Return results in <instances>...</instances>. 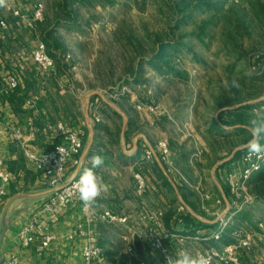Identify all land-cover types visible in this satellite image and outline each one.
I'll use <instances>...</instances> for the list:
<instances>
[{"label": "crops", "instance_id": "crops-1", "mask_svg": "<svg viewBox=\"0 0 264 264\" xmlns=\"http://www.w3.org/2000/svg\"><path fill=\"white\" fill-rule=\"evenodd\" d=\"M1 8L3 9V7ZM2 9V16L13 21L10 10ZM47 28L44 32L42 31L40 38H43L44 33L48 30ZM38 38L39 35L34 37L28 30L16 27L11 28L8 33L0 32V109L3 119L11 124L22 126L27 131L30 138L29 145L35 152H43L62 140L59 133L48 128L49 123L63 120L68 128H84L86 132L84 147L78 156L81 166L78 168L70 162L68 175H80L84 168L91 167L93 156L98 155L103 158V164L95 171L108 185V190L102 197L98 198L95 204L99 212L109 210L118 216L127 217L128 223H135L140 211L158 207V196L163 202V207L160 206L159 208L165 211L164 222L168 229L191 232L192 227H198L200 226L198 224L202 223L205 227L200 226L201 240L207 245H212L215 240L211 237V234L217 229L215 224L218 218L236 211L229 210L230 200L228 197L229 191L227 190L229 186L223 176V171L226 174V171L237 170L242 152L237 153L243 151L244 148V146L236 147L232 151L223 148L224 150L221 151L222 147L218 148L220 142L215 139L221 136L231 137L232 135L229 134L231 130H235L241 135L243 131H247L246 124L227 125L219 123L218 119H216L214 129L212 126L210 127V124H201L202 135L195 132L196 129L193 128L195 130L193 131L195 134V144L193 145V139L188 137L185 132L177 134L179 138L174 137L173 131L176 129L174 119H159L157 128H155L161 135L160 137L170 139L171 157L184 172L188 180V182H185L177 173L168 169V165L160 157V152L155 148L156 143L153 144V140L148 139L145 134H142L144 143L142 147H139L137 133L131 136L128 128L130 122L134 119L129 108L112 106L104 100V96L98 90L91 89L83 94L82 92L76 94L79 91L77 85L82 82V74L75 68L77 66L75 58L65 57L64 44L63 47L53 50L56 54L53 57L56 60L57 73L53 77L45 79V82L44 78H37L35 72L31 69L22 68L19 65V61L23 60L20 48L27 45L33 48ZM59 39L61 42L60 37ZM12 69L22 71L19 86L16 90H9L6 78H4L6 73ZM191 80L192 78L182 80L179 78H161V82H165L169 87L175 84H189ZM135 85L141 84L136 83ZM67 90L75 97L81 98V100L85 98L86 107L82 113L83 117H81L77 108L68 106L66 99H64ZM15 91L16 94H14ZM37 91L41 93V99L35 106H27L24 103L25 98ZM159 91L160 95L166 94V90L160 88ZM20 95H22L23 100L17 99ZM98 98H102L107 104V106L99 108L101 113L95 108L93 109ZM261 99H258L259 102ZM258 100H254L255 103ZM243 104H239V111H245L241 109L245 106ZM168 105L178 122L188 124L192 120L190 118L192 107L183 106L185 108L183 113L181 110L177 111L176 106ZM136 111L139 113L138 110ZM233 112H237V110L229 112V116L227 114L225 116L231 118ZM249 112L253 114L252 111L249 110ZM184 114L186 117H184ZM181 115L183 116L181 117ZM103 116H106V118ZM97 117L100 120H97ZM30 120L34 122L32 130L29 128ZM215 129L222 135H218ZM204 131H208L213 135L206 138ZM200 145L205 149L203 158L193 159L196 148ZM194 146L195 150H192ZM148 149L153 150L150 157L145 154ZM226 155H229V157L226 158ZM1 169L11 172L12 178L6 185L7 195L5 197L0 196V263L11 253L18 252L21 257L20 264H83L82 248L84 239L78 236L75 238L69 237L76 224L83 218L81 202H75L54 217L44 211L43 204L52 194L53 188L44 179L36 166L28 160L22 148L8 133L0 140ZM139 172L145 176L146 180V187L142 193L139 192L138 181L135 176ZM206 190L210 193L206 203L208 209L216 210V207L224 206L221 215L213 220L200 217L195 209L182 199L183 194L187 196L188 193L195 192L203 195L206 194L203 193ZM170 196H177L179 202L181 201L186 205L193 218L190 224L187 223L185 218L179 216L178 207L177 209L172 208L175 206L172 201L177 203L178 200H171ZM252 204L263 207L264 199H254ZM201 208L203 209V206ZM235 214L236 212H234ZM32 216L50 222L52 230L58 235V238L41 255L36 253L35 244L28 249H22L18 245V232ZM252 220L262 230L261 232L258 231L263 234L262 236L256 237V233L254 234L255 240L258 238L260 241L259 244L262 246L261 255L263 256L264 227L259 226V223L264 222V214L254 215ZM95 227L99 235V242L103 243L104 249L118 243L125 251L122 235L129 231L125 223L118 220L98 219ZM254 231L257 230L246 232ZM130 257L136 258L140 264L142 262L144 264H157V255L140 241L137 242V252L131 254ZM108 261L105 260L104 264H107ZM110 263L117 264L111 261Z\"/></svg>", "mask_w": 264, "mask_h": 264}, {"label": "rangeland", "instance_id": "rangeland-1", "mask_svg": "<svg viewBox=\"0 0 264 264\" xmlns=\"http://www.w3.org/2000/svg\"><path fill=\"white\" fill-rule=\"evenodd\" d=\"M17 1L7 0V6L1 9L11 10L10 7ZM39 1L44 5V19L36 25V31L42 36V31L47 27L48 30L53 29L57 32L56 38L60 37L64 47L67 46L66 52L64 51L65 57L68 53L71 55L69 58H75L77 63L75 68L82 74V82L77 85L79 91L76 94L79 92L83 94L91 89L98 90L104 96V100L112 106L129 108L134 119L128 128L131 136L137 133L139 147H142L144 143L142 134H145L151 141L153 140L156 146L160 140H167L170 143L168 137H160L161 135L157 132L159 119H174L176 124V129L173 131L174 137L179 138L177 134L185 132L193 139L194 145L193 131L195 130L193 128L196 129L195 132L201 134V124H210V127L214 129V124L218 119V122L222 124L247 125L251 119L260 116L255 115L256 112L252 110L250 111L254 115L249 112L247 116L244 112L248 113V110L244 109L243 112L238 109L241 103H244L243 105L252 104L255 103L254 100L264 97V0H240L238 2L217 0L211 8L195 12L196 23L189 22L181 25L178 30L174 29L177 39H180L184 33L201 32L202 28L206 29L208 35L203 36V40L196 36L190 40L187 39L189 44H192L194 52L198 54L197 60L192 57V54L182 58L184 69L189 74L188 78H192L191 83L175 84L170 87L165 82H161L163 76L156 74L144 63L158 49L162 40H173L170 39L169 34L173 32L171 28L179 15L162 0H104L103 4H75L63 5V7L58 5L63 0H28L27 2L34 5V2ZM66 12L71 14L72 18L66 17ZM69 21L70 24L76 22L82 31L66 29L65 24ZM135 76L147 79V82L143 84L144 87L142 84L135 85ZM233 82L239 86L234 87ZM155 86L159 89L156 90ZM160 88L166 90V94L160 95ZM133 94L137 95V98L144 104L158 106V110L162 113L137 109V101L134 102L130 96ZM64 99L68 106L77 108L83 117L82 113L86 107L85 98L81 100L67 90ZM104 100L98 98L93 109L101 111L100 107L107 106ZM168 104L176 106L177 111L181 110L183 113L185 109L183 106L192 107L190 115L192 120L188 124L178 122ZM236 110L237 112L230 113L233 117H228L229 112ZM226 114L228 116H225ZM103 117L106 118V116ZM184 117H186L185 114ZM217 133L222 135L219 131ZM229 134L232 136H221L215 139L220 142L218 148L222 147L221 151L224 150L223 148L232 151L236 147L244 146L251 138L248 131H243L240 135L237 131L231 130ZM209 135L213 134L204 131L206 138ZM196 149L193 159L203 158L204 147L200 145ZM192 150H195V146ZM227 157L229 155H226ZM174 169L177 170L175 172L184 174L175 162ZM170 171L174 172V170ZM228 172L226 171L225 174L223 171L224 178H227ZM227 190L230 200L229 210L232 211L242 203L244 191H241L243 196L237 198L232 196L230 189ZM203 193L207 195L195 192L188 193L187 196L183 194L182 199L188 202L200 217L213 220L221 215L224 206L216 207V210L208 209L206 203L210 193L208 190ZM170 197L171 200H178L177 203L172 201L174 202L172 204H175L172 208H179L182 202H179L177 196ZM162 203L157 196V206H162ZM219 220L220 217L216 222L219 223ZM198 225L201 226L202 223ZM202 227L205 226L202 225ZM252 233H256V237L260 235L258 231ZM259 243L257 238L250 248L239 252L242 264H264V255H261L262 246ZM171 244L174 253L178 248L186 247L192 254H198L213 246L203 243L201 239L181 240L179 237ZM153 253L157 255V264H164L161 256L156 252ZM126 254L131 256L129 253ZM148 254L152 257L150 253ZM107 264H111L110 261ZM214 264L223 263L215 260Z\"/></svg>", "mask_w": 264, "mask_h": 264}, {"label": "built area", "instance_id": "built-area-1", "mask_svg": "<svg viewBox=\"0 0 264 264\" xmlns=\"http://www.w3.org/2000/svg\"><path fill=\"white\" fill-rule=\"evenodd\" d=\"M27 1L28 0H18L17 3L10 7V15L12 16L13 21L2 16L0 7V32L8 33L11 28L16 27L18 29L28 30V32L33 34L34 37L39 35L36 31V25L44 19V5L40 1L34 2V5ZM231 1L238 2L240 0ZM20 49V54L23 55V60L19 61V65L22 68L34 71L37 78H44L45 82V79L51 78L57 73L56 60L48 51L47 44L42 38H40V35L33 48L27 45ZM70 56L71 55L68 54L66 58H69ZM21 72L20 69H12L6 73L4 78H6L9 90H15L19 86ZM124 89H126V87H124ZM130 96L134 102L137 101V109H146L154 113H162L161 110H158V106L149 103L144 104V102L142 103L135 94ZM40 99L41 93L37 91L27 96L24 103L27 106L32 107L35 106ZM260 110L263 111L264 115V103L253 108V111L256 113ZM97 120H100V118L97 117ZM33 125V120H30V130L33 129ZM48 128L53 132L59 133L62 140L43 152H35L29 145L30 138L27 131L22 126L6 122L3 119L2 111L0 109V140L7 133L10 134L12 139L22 148L28 160L36 166V168L42 173L44 179L53 188L52 194L43 204V210L54 217L75 202L80 201L74 187L79 179V175H68V166L70 162L78 168L81 166V161L78 156L84 147V137L86 132L84 128H68L63 120L49 123ZM156 147L160 152L161 159L167 163L168 169L174 170V172L177 171L174 169V160L170 157L171 150L168 141L160 140ZM145 154L147 157H150L153 154V150L148 149ZM263 167L264 155H250L247 149H245L241 153L240 160L237 164V170H229L226 179L232 196L239 198L240 196H243L241 191H244L242 203L236 207V211L253 203L254 196L248 192L247 183L253 174L261 170ZM177 174L185 182H188L184 174L180 172ZM135 176L138 181L139 192L142 193L146 187L145 176L140 172ZM11 178V172L6 169L0 170L1 197L7 195L6 185L10 182ZM81 204L83 218L76 224L74 230L69 234V237L75 238L78 236L84 239L82 248L83 264H104L105 262L103 255L104 250L99 244V235L95 227L98 219L110 221L118 220L126 224V228H128L129 231L122 235V239L127 253L132 255L135 254L137 252V242L140 241L144 246L148 247L153 252L158 253L163 261L166 254L175 256L176 253H174L171 243L176 238L178 239L179 237L181 240H198L202 238L199 230H197L195 235L190 236L182 234L179 231L168 229L164 222L165 211L159 207L140 211L136 222L128 223L127 217L118 216L109 210L101 213L95 205L92 207H86L82 202ZM178 210L180 212L188 211L184 203H181ZM236 211H232L227 216L220 217L219 227L211 234V237L214 240H219L221 238L223 229ZM259 225L264 227V222H260ZM260 235L262 236L263 234ZM57 238L58 235L52 230L50 222L32 216L18 232V245L22 249H28L35 244L36 253L41 255ZM254 240L255 234L248 232L241 237H237L234 242L223 244L219 247L211 246L202 252H198V254L206 253L210 255L212 257L211 264H214L215 260H219L223 264H242L239 252L243 249L250 248ZM180 249L187 248L180 247L177 251ZM187 250L189 251V249ZM20 261L21 257L19 253L13 252L0 264H20ZM142 264L144 263L142 262Z\"/></svg>", "mask_w": 264, "mask_h": 264}, {"label": "trees", "instance_id": "trees-1", "mask_svg": "<svg viewBox=\"0 0 264 264\" xmlns=\"http://www.w3.org/2000/svg\"><path fill=\"white\" fill-rule=\"evenodd\" d=\"M103 1L104 0H63L60 1L58 5L60 7H63V5L70 6L75 4L94 5L96 3L103 4ZM162 1L170 9L174 10L179 15L178 18H176V23L171 28L173 32L169 34L171 37L170 39L173 40H168V41L162 40L158 49H156L155 52L146 61H144V63L149 68H151L156 74L161 75L164 78H179L181 80L186 79L189 77V74L188 71L184 69L182 57L192 54V57L195 60L198 59V54L194 52L192 44L191 43L189 44L187 39L190 40L193 36H196L198 39L203 40V36L208 35V33L205 28H202L201 32L192 31V32L184 33L182 34L180 39L179 38L177 39L174 29L178 30L181 28V25L187 24L189 22L196 23V19L194 18L195 12L198 10L211 8L214 2L217 0H162ZM65 15L68 18H72L71 14H68L67 12L65 13ZM70 21L68 24H65L66 29L72 31H77L79 29L80 31H82V28L77 26L76 22L70 24ZM56 33L57 32H55L53 29H50L47 30L43 36V40L47 44V48L49 46L48 51L52 56H56L55 52L53 51L54 49H58L63 46L62 42H59L60 39L56 38L55 35ZM52 39L54 40L52 41ZM65 49L66 47L64 48V51ZM134 81L135 83H140L143 85L145 82H147V79L146 78L143 79L140 78L139 76H135ZM154 88L157 90V86H155ZM14 94H16V91ZM21 97L22 95L18 96L17 99L23 100V98ZM262 103H264V99L254 104L245 105L241 109L253 111V108L258 107ZM245 114L249 116L250 113H245ZM255 115H263V111L260 110ZM261 143L264 144V139L261 140ZM240 152L242 151H239L237 154H239ZM247 186H248V192L254 196V199H258V200L264 199V169L253 174V176L248 181ZM190 214L191 213L188 211L179 212V216L185 218L187 223L189 224L193 219ZM260 214H264V205L263 207H259L252 204L246 206L245 208L237 210L236 214L223 229L221 238L219 240H215L214 242H212V245L219 247L223 244L234 242L237 237H241L245 235L246 234L245 231L247 230H257L261 232L262 231L261 228L255 225L254 220H252L254 215H260ZM218 224H219L218 222L215 224L216 228L218 227ZM198 228H200V226L195 228L192 227V229L190 230L192 232V235L196 234V230ZM191 232H181V233L185 235H190ZM99 244L103 248V243L99 242ZM103 250H104L103 255L105 260H109L112 263L140 264V262L136 258L130 257L129 255L124 253L121 244L118 243L112 244L111 247L106 249L103 248Z\"/></svg>", "mask_w": 264, "mask_h": 264}, {"label": "clouds", "instance_id": "clouds-1", "mask_svg": "<svg viewBox=\"0 0 264 264\" xmlns=\"http://www.w3.org/2000/svg\"><path fill=\"white\" fill-rule=\"evenodd\" d=\"M7 0H0V7H6ZM234 87L239 85L233 82ZM250 133L251 139L248 140L244 147L250 155H264V115L256 116L251 119L245 126ZM101 156H93L91 158V167L84 168L79 175V179L75 184L78 199L86 206L92 207L96 204L98 198L108 190V185L103 178L99 176L95 169L103 164ZM212 257L206 253L192 254L187 249H180L175 256L166 254L164 264H211Z\"/></svg>", "mask_w": 264, "mask_h": 264}, {"label": "water", "instance_id": "water-1", "mask_svg": "<svg viewBox=\"0 0 264 264\" xmlns=\"http://www.w3.org/2000/svg\"><path fill=\"white\" fill-rule=\"evenodd\" d=\"M264 98V97H263ZM246 148L244 147L242 150H245Z\"/></svg>", "mask_w": 264, "mask_h": 264}]
</instances>
